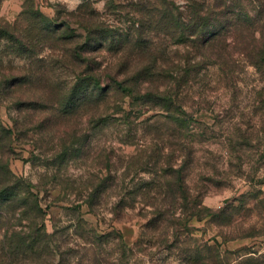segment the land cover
<instances>
[{
    "label": "rangeland",
    "instance_id": "1",
    "mask_svg": "<svg viewBox=\"0 0 264 264\" xmlns=\"http://www.w3.org/2000/svg\"><path fill=\"white\" fill-rule=\"evenodd\" d=\"M164 3L187 10L0 0V264H264V78L239 59L234 80L194 69L176 106L195 59ZM56 25L102 95L65 100L88 64L52 49Z\"/></svg>",
    "mask_w": 264,
    "mask_h": 264
},
{
    "label": "trees",
    "instance_id": "2",
    "mask_svg": "<svg viewBox=\"0 0 264 264\" xmlns=\"http://www.w3.org/2000/svg\"><path fill=\"white\" fill-rule=\"evenodd\" d=\"M187 10L182 11L176 7V14L167 6L164 10H158L157 15L159 23H176V29L179 36L176 38V48L190 49L194 53V62H185L190 66V70L180 69L176 65V106L179 104V90L182 86L189 84L188 75L191 70L200 72L206 66L222 67V71L227 80H234L231 75L235 73L236 59L243 60L248 67H252L258 75L264 78V23H256V20L264 18V0H186ZM139 10L144 12V7ZM83 6L77 10L81 12ZM185 20H189L186 23ZM155 22L154 17L146 23ZM52 36V49L58 48L64 52L66 60L72 58L82 60V64H88L87 70L82 72L81 83L84 85L81 91L76 92V88L67 95V101H73L78 95L80 100L84 101L88 95H102L100 75L93 71L89 66V59L81 52L71 49L70 35L67 31L63 32L62 27L54 26L50 30ZM21 46L25 45L22 41ZM74 53V55H73ZM78 55V57H77ZM183 62L185 59L180 57ZM69 61V60H68ZM73 62V61H70ZM156 66L149 69L150 72H156ZM148 71V70H147ZM186 73V74H185ZM45 79L47 73L41 74V71L29 77L14 79L12 86L18 85L20 89L34 82L40 84ZM48 78V77H47ZM222 80V79H221ZM42 81V82H41ZM50 83L49 81H44ZM46 83V84H47ZM117 90H129L125 88L124 83L117 85ZM140 84L138 85V87ZM142 87V85H141ZM140 87V88H141ZM139 89V88H138ZM88 100V99H86ZM176 114H178L176 112ZM179 115V114H178Z\"/></svg>",
    "mask_w": 264,
    "mask_h": 264
},
{
    "label": "built area",
    "instance_id": "3",
    "mask_svg": "<svg viewBox=\"0 0 264 264\" xmlns=\"http://www.w3.org/2000/svg\"><path fill=\"white\" fill-rule=\"evenodd\" d=\"M53 1H62V0H53ZM64 1V0H63Z\"/></svg>",
    "mask_w": 264,
    "mask_h": 264
}]
</instances>
